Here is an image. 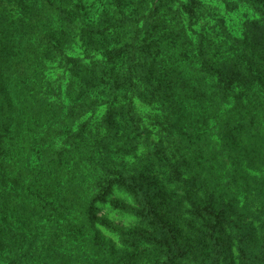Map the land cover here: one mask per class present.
<instances>
[{"label": "trees", "instance_id": "1", "mask_svg": "<svg viewBox=\"0 0 264 264\" xmlns=\"http://www.w3.org/2000/svg\"><path fill=\"white\" fill-rule=\"evenodd\" d=\"M212 2L0 0V264H264V0Z\"/></svg>", "mask_w": 264, "mask_h": 264}, {"label": "rangeland", "instance_id": "2", "mask_svg": "<svg viewBox=\"0 0 264 264\" xmlns=\"http://www.w3.org/2000/svg\"><path fill=\"white\" fill-rule=\"evenodd\" d=\"M203 1L206 4L209 3L210 4L209 6L214 4V2H212V0H203ZM219 1H222V0H219ZM103 7H104V5H100V2H98L97 5L92 9V14H94L96 16L98 14V11H100ZM209 8H211V7H209ZM186 16L188 17V14H186ZM228 21H229V23H233L230 19H228Z\"/></svg>", "mask_w": 264, "mask_h": 264}]
</instances>
